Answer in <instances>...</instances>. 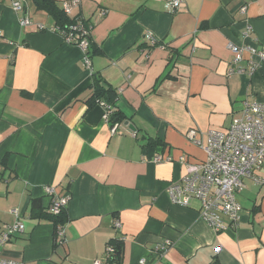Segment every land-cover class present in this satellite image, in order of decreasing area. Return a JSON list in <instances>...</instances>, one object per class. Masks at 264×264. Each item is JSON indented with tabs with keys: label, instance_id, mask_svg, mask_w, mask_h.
<instances>
[{
	"label": "crops",
	"instance_id": "obj_1",
	"mask_svg": "<svg viewBox=\"0 0 264 264\" xmlns=\"http://www.w3.org/2000/svg\"><path fill=\"white\" fill-rule=\"evenodd\" d=\"M26 14L31 25L20 23ZM67 14L94 24L90 66L35 0L21 10L0 0V231L25 225L1 254L23 264H93L121 241V263L108 264H264V182L244 180L238 226L221 232L198 201L176 204L168 194L187 164L206 159L190 129L226 130L244 99L264 102V63L229 75L264 50V0H186L173 14L165 0H83ZM232 44L247 48L238 64ZM93 72L118 92L114 108L125 119L116 132L105 107L88 103ZM46 186L70 195L63 244L45 215Z\"/></svg>",
	"mask_w": 264,
	"mask_h": 264
},
{
	"label": "built area",
	"instance_id": "obj_2",
	"mask_svg": "<svg viewBox=\"0 0 264 264\" xmlns=\"http://www.w3.org/2000/svg\"><path fill=\"white\" fill-rule=\"evenodd\" d=\"M26 0H13L15 10L24 9ZM83 0H72L64 2L63 8L66 13L71 12L73 4L81 3ZM186 0H165V9L169 13L178 12ZM246 10V6L242 8ZM22 25H31L33 23L29 14L20 18ZM73 32H66L59 27L54 30L59 31L69 43L79 45L85 51L84 62L87 66L91 65V58L87 54L89 41L86 37H81V33H86L81 22L70 25ZM44 25L38 24L37 29H44ZM145 39L152 46L156 45V40L151 34H146ZM234 55V63H240L245 56L246 47L230 45ZM258 60L252 61L251 68L245 70L241 67L232 68L229 75L234 73L250 74L260 69L264 63V50H253ZM100 103L105 107L103 119L110 122L111 113L115 108L107 102L101 100ZM239 116L231 122L226 130L210 129L206 132H200L196 129H190L187 136L194 143L199 144L206 152V159L197 164H187V173L177 181H174L168 187V194L173 203L190 205L193 200L199 202V212L201 217L216 232L226 231L229 228L238 226L242 205L237 200V193L245 187L244 180L253 178L256 182H264V178L257 175L264 167V102L257 100L244 99L239 108ZM119 124L113 123L112 131L116 132ZM205 137L202 141L201 136ZM162 156L156 158L162 160ZM167 159H171L167 157ZM185 163V157L181 158ZM46 193L51 197L48 212L54 216L59 215L66 210L70 201V195H59L54 186H46ZM15 211V210H14ZM115 227L120 228L121 222L117 219ZM25 225L17 222L6 226L0 231V249L15 233L23 231ZM56 241L60 244L65 242L64 223L56 226ZM171 245V240L162 243L160 249L165 251ZM220 252L221 246L216 248ZM116 252L113 243H109L105 250V259L98 258L93 264H108ZM0 264H23L16 259L6 258L1 254Z\"/></svg>",
	"mask_w": 264,
	"mask_h": 264
},
{
	"label": "trees",
	"instance_id": "obj_3",
	"mask_svg": "<svg viewBox=\"0 0 264 264\" xmlns=\"http://www.w3.org/2000/svg\"><path fill=\"white\" fill-rule=\"evenodd\" d=\"M36 5L49 12L56 21V26L60 29L65 30L66 32H71L76 34L72 31L70 25L74 23L81 22L83 24L84 29H86V33H81V37H86L89 41V46L87 50V54L91 58L96 52L97 47L95 46L93 39H92V31L94 28V24L84 17L76 16L71 17L68 15L63 6H61L57 0H35ZM93 94L92 97L88 100L90 106L95 105L99 101L103 100L107 102L109 105L115 107V102L118 96V92L115 88L107 85L102 76L96 72H93ZM125 119V116L122 112L118 109H115L110 116V120L112 122L122 121ZM47 217L53 220L55 226L59 223H64L67 220L66 210L62 211L59 215L54 216L49 212L45 214ZM116 247V252L113 257L110 259L109 262H119L121 263L122 254H123V242L117 241L111 242Z\"/></svg>",
	"mask_w": 264,
	"mask_h": 264
},
{
	"label": "water",
	"instance_id": "obj_4",
	"mask_svg": "<svg viewBox=\"0 0 264 264\" xmlns=\"http://www.w3.org/2000/svg\"><path fill=\"white\" fill-rule=\"evenodd\" d=\"M131 127H134L133 125H130ZM134 129H136L135 127H134Z\"/></svg>",
	"mask_w": 264,
	"mask_h": 264
}]
</instances>
